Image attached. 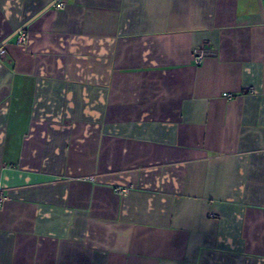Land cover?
<instances>
[{"label":"crops","instance_id":"obj_1","mask_svg":"<svg viewBox=\"0 0 264 264\" xmlns=\"http://www.w3.org/2000/svg\"><path fill=\"white\" fill-rule=\"evenodd\" d=\"M0 48V264H264V0H0Z\"/></svg>","mask_w":264,"mask_h":264},{"label":"built area","instance_id":"obj_2","mask_svg":"<svg viewBox=\"0 0 264 264\" xmlns=\"http://www.w3.org/2000/svg\"><path fill=\"white\" fill-rule=\"evenodd\" d=\"M62 4H63L62 2H58V3H57V6H61ZM18 33H19V35H18V37H17L18 42H19V43L24 42V40L26 39L25 32H23V31H19ZM3 54H4V49L0 48V56H2ZM204 54H205V51H204L203 49H201V48L196 49V50L194 51L192 57H193V60H194V62H195L196 65L200 64V62H201V57H202V55H204ZM227 96H228L229 98L231 97L230 94H227Z\"/></svg>","mask_w":264,"mask_h":264}]
</instances>
